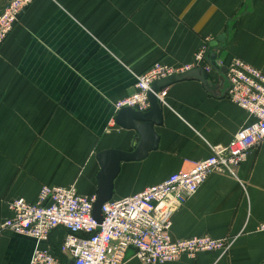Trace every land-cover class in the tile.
Here are the masks:
<instances>
[{"label": "crops", "instance_id": "crops-1", "mask_svg": "<svg viewBox=\"0 0 264 264\" xmlns=\"http://www.w3.org/2000/svg\"><path fill=\"white\" fill-rule=\"evenodd\" d=\"M9 1L0 0V13ZM205 49L208 56L216 51L220 68L237 58L264 73V0H35L0 49V223L11 216L12 201L35 203L43 185L74 186L95 197L98 153L144 148L135 129L116 122L115 105L134 92L136 76L156 62L192 65ZM208 76L206 86L187 78L161 89L167 95L154 115L156 147L121 163L113 199L190 169L251 121L228 99L226 73ZM172 222L175 240L234 243L225 254L168 264H264V232L257 231L264 223V146L248 155L236 177L212 174ZM65 234L58 228L49 240L62 261ZM36 246L6 232L0 264H30ZM124 264L142 263L129 249Z\"/></svg>", "mask_w": 264, "mask_h": 264}, {"label": "built area", "instance_id": "built-area-1", "mask_svg": "<svg viewBox=\"0 0 264 264\" xmlns=\"http://www.w3.org/2000/svg\"><path fill=\"white\" fill-rule=\"evenodd\" d=\"M35 0H10L0 13V49L24 13ZM206 49L195 63L172 67L156 62L136 76L134 92L115 105L116 110L131 108L147 112L149 94L155 82L202 68L211 67ZM228 99L244 110L251 121L240 128L228 146H211L212 155L193 162L188 170L173 173L164 182L131 197L111 199L102 206L103 221L93 217L95 197L82 196L74 186L43 185L38 199L30 203L15 199L9 204L11 216L0 223V240L6 232L30 237L37 242L30 264H63L49 246L51 234L58 228L66 231L62 252L73 264H124L129 249L142 264H168L183 257L195 259L204 252L227 253L234 239L209 236L173 239L172 219L185 202L197 194L214 173L236 177L237 168L248 155L264 146V73L241 59L227 67ZM167 91L156 94L166 103ZM258 232H264L261 223Z\"/></svg>", "mask_w": 264, "mask_h": 264}, {"label": "water", "instance_id": "water-1", "mask_svg": "<svg viewBox=\"0 0 264 264\" xmlns=\"http://www.w3.org/2000/svg\"><path fill=\"white\" fill-rule=\"evenodd\" d=\"M224 38L225 35H222L217 41L211 42L210 48L217 50L219 41L224 40ZM217 58L218 56L216 51H213L207 59L208 64L213 71L226 73L227 70L225 68L219 67ZM187 78H195L205 86L208 85V73L202 68L194 69L189 72L180 75H174L155 82L152 85V91L149 94L151 111L138 112L131 108H123L119 111L118 117L116 119L117 124L127 129H135L141 139L140 145L144 144V148L141 149L142 146H140V148L134 153H126L117 150H107L98 153L97 159L101 170L97 176L98 189L93 205V217L98 224H101L103 221L102 206L113 198L114 181L119 174L121 163L132 161L140 156L145 155L147 153V148L152 149L156 147L155 141L152 139L154 134L153 128L159 122L154 118V115L159 116L161 112V104L158 101L156 94L159 93L163 87H167L168 85ZM124 119H129L133 121V123L124 125V123H122V120ZM68 264H73V261L70 260Z\"/></svg>", "mask_w": 264, "mask_h": 264}, {"label": "trees", "instance_id": "trees-1", "mask_svg": "<svg viewBox=\"0 0 264 264\" xmlns=\"http://www.w3.org/2000/svg\"><path fill=\"white\" fill-rule=\"evenodd\" d=\"M208 49H209V51H210V47H208ZM209 51H208V52H209ZM208 54H209V53H207V59L209 58ZM62 262H63V264H67V260H63Z\"/></svg>", "mask_w": 264, "mask_h": 264}]
</instances>
